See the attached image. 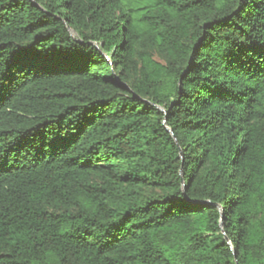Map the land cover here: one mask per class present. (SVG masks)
<instances>
[{
    "label": "trees",
    "instance_id": "1",
    "mask_svg": "<svg viewBox=\"0 0 264 264\" xmlns=\"http://www.w3.org/2000/svg\"><path fill=\"white\" fill-rule=\"evenodd\" d=\"M0 264H264V0H0Z\"/></svg>",
    "mask_w": 264,
    "mask_h": 264
}]
</instances>
